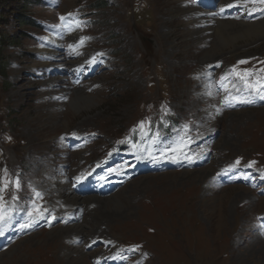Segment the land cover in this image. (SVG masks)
<instances>
[{
  "label": "rangeland",
  "instance_id": "obj_1",
  "mask_svg": "<svg viewBox=\"0 0 264 264\" xmlns=\"http://www.w3.org/2000/svg\"><path fill=\"white\" fill-rule=\"evenodd\" d=\"M45 1L36 5V1L0 0L6 8L0 12V39L17 40L0 48V208L16 200L24 202L36 190L42 197L36 195L39 204L28 209L31 215L25 221L40 223L42 210L47 214L55 210L56 216L48 230L33 231L7 250L0 248V263H67L63 254L73 244H66V239L73 237V228L90 223L88 206L93 203L90 210L94 212L96 201L122 192L120 207L93 213L99 225L95 220V231L85 232L78 241L84 246L94 240L84 253L72 248L74 259L85 254L86 264H109L117 247L95 248L94 243L103 240L124 246L140 244L132 264H264V187L253 175L264 169V107L229 105L224 97L226 108L224 93H218L215 86L221 72L239 65L241 59L249 60V65L264 63V40L250 41L253 45L248 47L238 40L232 58L214 63L209 68L211 82L201 87L207 65L200 67L197 61L206 45L187 50L182 43L186 21L198 22L193 27L197 31L221 22L237 23L232 17L217 15L223 7L220 3L227 0H216L211 11L195 0ZM19 2L27 9L12 12ZM179 6L191 10L182 20L175 18ZM23 13L49 30L22 26L28 20L20 17ZM90 13L94 15L87 27L74 21L71 29L64 30L60 24L62 17L71 20ZM95 53L100 54L105 69L78 85L76 70ZM63 86L69 88L67 94ZM74 92L91 97L95 106L74 109ZM168 109L177 122L196 128L195 141L202 145L195 150V159L191 154L196 146L192 145L186 156L191 161L180 160L176 163H184L182 168L165 174L162 164L124 183L120 180L116 189L100 185L101 181L110 182L131 170L108 172L90 187L75 184L85 168L109 165L104 159L107 150L138 131L143 133L141 121L157 113V118L168 119ZM65 122L68 129L63 128ZM54 127L57 133L52 136L49 131ZM71 133L85 141L89 133L98 139L73 152L65 143ZM237 159L240 165L233 167ZM199 161L201 167L196 166ZM250 162L255 163L248 167ZM207 169H213L210 179L204 185L195 184L205 180H194L191 173ZM238 170L245 176L238 178ZM222 175H230L232 183L219 186L215 179ZM17 181L19 187L12 183ZM92 188L94 194H83ZM242 191L244 196L236 200ZM96 253L99 257L93 258Z\"/></svg>",
  "mask_w": 264,
  "mask_h": 264
},
{
  "label": "bare ground",
  "instance_id": "obj_2",
  "mask_svg": "<svg viewBox=\"0 0 264 264\" xmlns=\"http://www.w3.org/2000/svg\"><path fill=\"white\" fill-rule=\"evenodd\" d=\"M222 6H226L231 4V0H227L224 3H220ZM182 7V5H180ZM176 8V16L175 18L177 20H182L183 14L184 13H189L191 10H187V9H182L181 7ZM186 7V6H185ZM212 13V12H211ZM204 14V13H203ZM211 15H213L216 19L220 20V18H218L216 16V13H212ZM201 16V15H200ZM186 17V16H185ZM222 20V19H221ZM239 21V20H238ZM235 21L237 23H233V22H221L219 24V26H214V27H209L207 29L201 30V31H197L195 28V30L193 29V27L198 23V22H187V27L185 30V38L183 39L184 45L186 46L187 50L189 49H193V46H197L199 44L202 45V43L204 42L205 48L202 50L204 55L203 57L198 60V65H200V67H202L203 65H207L206 66V70L203 71V73H205L206 76V80L203 81V84L201 87H204L206 85H208L211 80H212V75L210 74L211 69L209 70V68L213 67L214 63L220 62V61H224L226 59H231L232 56L235 54V51L238 49H235L236 44L238 42V40H243L247 43V47L250 45H253L252 43H257L259 41L264 40V20H261L260 22H257L256 24H250L248 21L245 20H240L242 22H238ZM191 26V27H189ZM203 27V26H202ZM205 34V35H204ZM216 39V40H214ZM225 39V40H223ZM252 43H249V42ZM39 52V51H38ZM43 53V52H42ZM63 62V61H62ZM65 62V61H64ZM69 64V63H68ZM67 64V65H68ZM208 64H212V65H208ZM214 64V65H213ZM48 65V64H47ZM58 67V66H57ZM199 68V67H198ZM38 69V68H37ZM201 71V70H199ZM64 80V79H63ZM45 84V83H44ZM60 86L62 87V85L60 84ZM64 88V92L67 94V90H69V88L67 86H63ZM71 98L73 99L71 104L73 106L74 109H76L77 107H82L84 109H90L91 107L95 106V101L91 98V97H84L83 94L81 92H74V94L71 96ZM220 108L222 109L221 106H219V110ZM237 116V115H235ZM239 119V118H238ZM62 121V120H61ZM238 121V120H235ZM53 122V121H52ZM58 128V127H57ZM57 128H51V130L49 131V134H52V136H55L56 129ZM63 128L64 129H68V123L65 122L63 124ZM37 131V130H36ZM212 131V130H210ZM44 133V132H43ZM211 134H208V136ZM47 137V136H46ZM49 138V137H48ZM56 138V137H55ZM52 139V138H51ZM210 152L213 154V149L210 150ZM226 165V164H225ZM223 165V166H225ZM223 166L220 167V170L223 168ZM54 170V169H53ZM213 169H207L204 172L203 171H198V172H193L191 174H193L192 178L194 180H205L199 183H195V184H201L204 185L207 180L210 179V174L212 173ZM80 171H78L79 174ZM185 175V174H184ZM208 177V178H207ZM191 178V179H192ZM207 178V179H206ZM45 181V180H44ZM48 183V182H47ZM51 184V183H50ZM142 185V184H141ZM140 186V185H139ZM50 187V186H49ZM140 188V187H139ZM56 189V188H55ZM60 189V188H59ZM138 189V188H137ZM51 190V189H50ZM53 190V189H52ZM51 190V191H52ZM139 190V189H138ZM211 190V188L209 189ZM136 191V190H135ZM53 192V191H52ZM58 192V191H57ZM240 192V191H239ZM244 191H242L241 193H238L236 195L237 199L242 198V196H244ZM72 194V193H71ZM122 195V192H120L119 194L111 197L109 200L106 201H101V205L98 201H96V207L94 212H92L90 210V206H92V204L90 206H88V210L90 213V223H83L82 225L77 226L76 228H73V232L75 233H70L73 235V237L67 238L66 239V244H73V246H69L67 247V252L65 254H63L65 256V261H67V263L65 264H86L87 262V255L85 254H78V258L74 259L73 255L75 254L72 251V248L75 249L76 252L78 253H84L88 250V245L94 240L92 239L91 242L87 245L84 246H80L79 244V239H82V234H84L85 232L87 234H91V232L94 230L95 226V220L96 222H98L97 224L99 225V220L96 219L94 217L95 211H101L102 209H108L111 207H120L122 205L121 200H119V196ZM59 196V194H58ZM63 197V196H61ZM132 197V195H131ZM248 197V196H247ZM71 198V197H70ZM69 198V199H70ZM127 198H130V196H128ZM244 198V197H243ZM60 199V198H59ZM78 199V198H77ZM76 199V200H77ZM224 199V197H221V201ZM254 199V198H253ZM71 200V199H70ZM241 200V199H240ZM255 200V199H254ZM63 201V200H62ZM257 201V200H255ZM73 202V200H72ZM91 203V202H90ZM64 204V203H63ZM78 204V203H77ZM86 204V203H85ZM257 203H255L254 205H256ZM134 205V204H133ZM78 206V205H77ZM67 207V206H66ZM80 207V206H79ZM72 209V208H71ZM82 209V208H81ZM73 211V210H72ZM81 213V212H80ZM78 213V214H80ZM77 218V217H76ZM89 219V218H88ZM111 220V219H110ZM71 230V229H70ZM68 231V230H67ZM95 231V230H94ZM70 232V231H69ZM98 234V233H97ZM56 235V234H55ZM70 236V235H69ZM94 236V235H93ZM59 237V236H58ZM90 239V238H89ZM59 240V239H58ZM65 241V240H64ZM63 244V243H62ZM65 244V245H66ZM62 247V246H61ZM61 249V248H60ZM81 249V250H79ZM14 250V249H13ZM58 252V251H57ZM60 254V253H59ZM97 254V253H96ZM100 254V251H99ZM99 254H97L96 256H94L93 258H98ZM57 256V255H56ZM58 257V256H57ZM76 257V256H75ZM55 261V260H54ZM1 264V263H0Z\"/></svg>",
  "mask_w": 264,
  "mask_h": 264
},
{
  "label": "snow or ice",
  "instance_id": "obj_3",
  "mask_svg": "<svg viewBox=\"0 0 264 264\" xmlns=\"http://www.w3.org/2000/svg\"><path fill=\"white\" fill-rule=\"evenodd\" d=\"M237 2L239 3V0H237ZM249 2H257V0H244V3L245 4H247ZM258 2L264 4V0H258ZM233 6L234 5H231V4L228 5V7H233ZM61 19H63V17ZM81 43H83V40H81ZM245 63H247V61H243V60L242 61H239V64H245ZM262 71H264V70H262ZM232 72L233 73H236V68L235 67L232 69ZM236 74L240 77L241 80L244 81V83H245V85L247 87L252 88L256 92L257 96L261 100H264V84H259L258 83L257 85H252L250 83V81L248 79H246V77H248V76L251 75L250 73H244L243 75H241L240 73H236ZM237 99H238L237 97H232V100H237ZM239 102H241V103H253L254 101L248 100V99H244V100H240ZM141 127H143V124L141 125ZM189 159H191V158H189ZM253 163H255V162H250L247 166L248 167H251ZM239 165H240V160L237 159L236 162H235V165L233 167L239 166ZM16 186L19 187V182L18 181L16 182ZM36 195L39 196L40 194L39 193H36ZM15 198L16 197H13V199H15ZM30 215H31V213H30ZM4 220H5V215H4L3 209L0 208V223H2ZM22 227H27V225H24ZM134 250L135 249H133V251Z\"/></svg>",
  "mask_w": 264,
  "mask_h": 264
},
{
  "label": "trees",
  "instance_id": "obj_4",
  "mask_svg": "<svg viewBox=\"0 0 264 264\" xmlns=\"http://www.w3.org/2000/svg\"><path fill=\"white\" fill-rule=\"evenodd\" d=\"M26 1H36L35 3H36V5H38V4H40L41 3V0H26ZM19 7H18V9L17 10H15V11H12V12H17V11H22V10H24V9H27L26 8V6L25 5H22L21 6V3L19 2V5H18ZM31 7V6H30ZM29 9V8H28ZM4 10H6V8L4 7V6H0V12H2V11H4ZM1 17L2 16H0V20H2L1 19ZM20 17H24V18H27L28 19V17L26 16V13H23V14H20ZM22 26L23 25H25V26H30V27H36V23H35V20H30V19H28L27 20V22H25V23H23V24H21ZM16 42L17 40H16V38H4V37H2L1 39H0V48H1V46L3 47V48H6V47H8V46H12V45H14L15 43H13V42Z\"/></svg>",
  "mask_w": 264,
  "mask_h": 264
}]
</instances>
